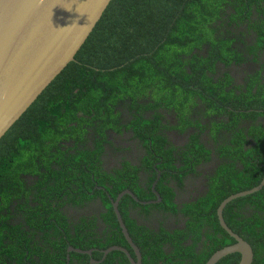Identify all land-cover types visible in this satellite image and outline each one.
<instances>
[{"label":"trees","instance_id":"1","mask_svg":"<svg viewBox=\"0 0 264 264\" xmlns=\"http://www.w3.org/2000/svg\"><path fill=\"white\" fill-rule=\"evenodd\" d=\"M225 22H247L256 32L257 46L264 48V0L111 1L76 60L0 140V264H91L92 257H103L98 249L111 245L126 246L136 257L111 199L124 188L143 194L138 186L139 167L126 162L108 172L101 155L106 129L119 120L115 119L119 114L115 105L126 95L132 100L131 109L141 107L139 99L148 95L149 89L158 91L157 97H168V107L174 104L181 120L186 112L192 113L188 100L194 107L203 101L219 115L227 114L218 126L232 130L233 137L218 144L220 162L209 176L206 192L181 209L194 233L191 243L180 239L167 253L162 246L171 239L170 232L163 226L154 231L138 225L127 206L131 196L121 200L120 211L141 250L143 264H187L186 258H192L191 264H206L215 251L235 242L220 224L218 207L228 196L257 186L264 177V127L258 123L249 128L237 125L242 117L264 115V67L248 73L247 86L233 85L230 72L218 74V63L228 66L246 61L241 44L254 51L253 61L258 56L256 47L247 45L242 30L221 29ZM205 43L209 44L206 54L196 53ZM226 118L234 124L225 122ZM153 121L140 116L134 128L140 129L144 138L153 137ZM190 124L198 125L199 120L192 117ZM162 142L154 144L163 154L170 153ZM191 144L207 153L204 144ZM168 159L164 158L163 165L174 169L176 165H170L173 157ZM157 190L161 205L176 212L172 188L162 179ZM91 194L103 195L107 202L105 216L113 229L106 240L95 236L86 217L79 219L70 210ZM141 198L156 196L143 194ZM135 205L143 210L153 206ZM224 217L252 245L253 264H264V187L233 199L225 207ZM71 245L98 249L90 256L69 252ZM241 258L235 252L217 264H238ZM94 264L131 262L124 252L113 250Z\"/></svg>","mask_w":264,"mask_h":264},{"label":"flooded vegetation","instance_id":"2","mask_svg":"<svg viewBox=\"0 0 264 264\" xmlns=\"http://www.w3.org/2000/svg\"><path fill=\"white\" fill-rule=\"evenodd\" d=\"M249 26L250 25L247 22L240 23L238 25L235 23L229 24L228 22H225L224 26L222 25L221 27V29L225 32L226 30L236 32L242 30L244 32L243 36H245L247 45L255 46L256 54H258V56H256V61H253L252 59L255 57L254 51L253 53L249 52V49H246L245 47L246 45L241 44V50L248 56L246 61H242L240 63L233 61L228 64V66L218 63V74H222L223 76V73L230 72L234 78L233 85L239 86L243 84L247 86V79L245 80V78L248 77V73L255 72L256 70L258 71L264 67V48H259L257 46L256 32L250 29ZM208 48L209 44L205 43L201 45L200 48H197L198 50H195V52L199 54H206ZM219 68H222L220 69V72ZM158 94V91L149 89L148 95L141 96L139 99V103L142 104L141 107L131 109V106L133 105L132 100L126 98V95L125 99L120 100L115 105V112L119 113L115 116V119L119 120L116 122L114 127H108L106 129L107 141L104 143L101 158L103 159V168L108 172L116 168H121L126 162L131 164V166L139 167L138 186L141 192L147 197L151 196L153 193L156 198L153 199V197L145 200L141 198L143 194L138 193L137 195L132 189L124 188L121 192L130 190L134 195L125 193L121 200H123V198L127 195L131 196L127 206L130 216L137 221L138 225H142L154 231H159L160 227L163 226L170 232L169 234L171 239L166 237L167 241L163 242L162 246L167 253H170V251L173 250L174 242H178L180 239H186L187 243H191V238L194 236V233L187 227L186 221L188 217L181 211V209H183L186 203L197 200V197L206 192L209 184V176L216 171L220 162L219 153L217 151L219 147L218 144L222 140L231 141L233 133L232 130L227 129L224 126H218L223 123V120L221 119L224 116L227 117V114L219 115L218 112H214V108H212L209 104L203 101H198L199 105L194 107L188 100V106L192 113L190 111L186 112L187 115L185 120H181L177 117L175 105L172 104L168 107L169 101L167 103L166 101L169 98H160L164 95L157 97ZM155 103L158 105L154 106V108H149L150 105ZM140 116H143L147 120H154L152 124V127L154 128L153 137L148 135V137L144 138L141 136L142 134H139L140 129L134 128L136 125L134 121ZM157 117H159L160 120L157 121ZM192 117L199 120L198 125L190 124V119ZM255 119L242 117L237 125L249 128L252 124L254 125L255 123H258L264 127V115H260ZM224 121H227L231 125L234 124L231 123V119L226 118ZM186 122L188 125L185 129L179 128V126H182ZM215 134L217 135L215 136ZM91 135L94 136V133H91ZM248 139L252 140L253 138L252 136H249ZM155 141H163L162 144L164 148L169 149L170 153L168 151H164L163 154L162 149L158 147V145L154 144ZM193 141L204 144L207 153H200L199 149L191 144ZM93 142L94 137L90 140L91 144H93ZM205 156H208V158ZM170 157H173L170 161V165H176L174 169L163 165L165 164L164 158H166V162H168V158ZM161 165L162 168H160ZM155 174L156 178L153 179ZM162 179L163 182L168 184L174 191L173 200L176 204V212H172L161 205L162 199L159 200L160 198L157 194V186ZM105 183L107 185V182ZM103 188L105 189V195L107 196V193L109 195L107 189L105 187ZM121 192H119L118 195ZM158 193L161 195L159 191ZM146 201L154 202L143 203ZM135 202H139L142 205L153 204V206L147 210H143L141 206L135 205ZM106 205L107 202L103 195L91 194L82 205L71 208L70 210L79 219L81 217H86L87 221L90 225H92L93 230L96 233L95 236L106 240L107 234H110L113 229L112 225L105 216L107 213ZM237 211L238 210L235 212ZM200 247L201 245L198 243L196 248L199 249ZM93 249L97 250L98 248ZM127 249L130 251L129 248ZM98 250L101 251L102 249ZM132 250L134 251L133 248ZM134 254L136 255L135 251ZM106 257L103 255L99 262L104 260ZM185 261H189L187 264H191L190 261H192V258H186Z\"/></svg>","mask_w":264,"mask_h":264},{"label":"water","instance_id":"3","mask_svg":"<svg viewBox=\"0 0 264 264\" xmlns=\"http://www.w3.org/2000/svg\"><path fill=\"white\" fill-rule=\"evenodd\" d=\"M111 1L0 0V140L68 64L76 60L77 53ZM263 187L264 177L257 186L234 193L221 202L218 207L220 224L235 242L215 251L206 264H217L235 252L242 256L238 264L253 263L252 245L228 225L224 209L233 199ZM125 193L134 195L130 190L121 192L116 199H112V204L123 234L136 257L121 245L110 246L101 252L106 257L111 251L120 250L126 253L131 264H143L141 250L130 235L119 208ZM157 194L161 200L158 191ZM71 251L92 256L94 249L71 245ZM98 262L97 259H91L92 264Z\"/></svg>","mask_w":264,"mask_h":264}]
</instances>
